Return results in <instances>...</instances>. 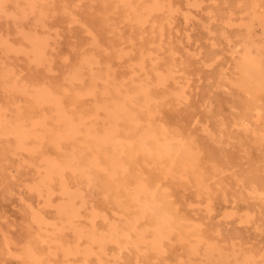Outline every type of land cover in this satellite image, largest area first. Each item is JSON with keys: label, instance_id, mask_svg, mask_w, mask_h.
<instances>
[{"label": "rangeland", "instance_id": "rangeland-1", "mask_svg": "<svg viewBox=\"0 0 264 264\" xmlns=\"http://www.w3.org/2000/svg\"><path fill=\"white\" fill-rule=\"evenodd\" d=\"M0 6L1 126L15 122L32 130L26 139L37 141L19 144L0 126V264H32L23 254L30 242L45 264H264V90L248 91L235 67L250 50L264 67V0H3ZM33 35L44 43L40 56L32 50ZM139 86L147 106L128 105L141 127L177 132L190 151L182 167L177 159L168 166L139 154L127 140L130 125L106 120L113 101ZM39 87L56 103L32 99ZM58 111L73 122L80 118L74 124L81 133L68 142L54 137L65 125ZM108 125L123 144L125 169L109 179L104 167L85 181L81 165L66 159L91 153L93 131L101 135ZM86 131L90 138L80 142ZM53 141H63L56 146L65 152L76 149V156L67 152L74 159ZM47 157L69 167L63 163L57 177L62 169H46ZM133 179L152 185L169 206L174 228L160 232L140 217L125 195ZM65 187L77 196L72 223L58 212L74 197ZM132 219L139 225L128 244L116 242L111 227L125 228ZM89 232L102 240L91 242Z\"/></svg>", "mask_w": 264, "mask_h": 264}, {"label": "bare ground", "instance_id": "bare-ground-1", "mask_svg": "<svg viewBox=\"0 0 264 264\" xmlns=\"http://www.w3.org/2000/svg\"><path fill=\"white\" fill-rule=\"evenodd\" d=\"M35 1V0H34ZM2 2H3V0H0V3L2 4ZM79 2V1H78ZM106 2V1H105ZM113 2H115V1H113ZM160 3V2H159ZM30 5V6H29ZM105 5V4H104ZM103 5V6H104ZM21 6V5H20ZM28 6L29 7H32L33 6V4H28ZM122 6V5H121ZM127 6V5H126ZM1 7V6H0ZM124 7V6H123ZM64 9V8H63ZM114 9H115V6H114ZM127 9L129 10V8L127 7ZM30 10V9H29ZM93 10V9H92ZM150 10H152V9H150ZM36 13V12H35ZM16 14V13H15ZM116 14V13H115ZM41 15V14H40ZM16 16V15H15ZM39 18V17H38ZM41 18V17H40ZM118 18V17H117ZM123 18V17H122ZM112 19V18H111ZM42 20V19H41ZM134 22H135V20H134ZM13 24V23H12ZM82 24V23H81ZM14 25V24H13ZM43 26V25H42ZM113 26V25H112ZM141 26V25H140ZM28 27V26H27ZM47 27V26H46ZM45 27V28H46ZM7 28V27H6ZM42 28V27H41ZM19 30H20V28H19ZM18 30V31H19ZM161 30V29H160ZM48 31V30H47ZM25 32V31H24ZM45 33V32H44ZM17 34V33H16ZM45 35V34H44ZM2 36V35H1ZM35 35H33V37L32 38H30V41H31V43H32V46H33V49L32 50H34L35 51V53L37 54V55H39L40 56V54H41V52L44 50V48H43V46H42V44H44V43H40V42H42V40H41V38H37V36H35ZM6 37V36H5ZM4 37V38H5ZM43 37V36H42ZM2 38V37H1ZM47 39V38H46ZM40 42H39V41ZM9 42V41H8ZM2 43V42H1ZM10 43V42H9ZM47 44V43H46ZM167 45V44H166ZM253 45V44H252ZM238 46V45H237ZM246 46V45H245ZM5 47V46H4ZM243 47H244V45H243ZM242 47V49L243 50H245L244 48ZM7 48H9V47H7ZM20 48V47H19ZM248 48H250V46L248 45ZM6 49V48H5ZM257 50V49H256ZM8 51V50H7ZM252 50H250L249 52H245L244 53V55H243V53H242V58L240 57V59H239V61L237 62V64L235 65V67L237 66V69H238V71H239V73H240V80H241V82L245 85V87L247 88V90L248 91H250V92H254V91H258L257 93H260V90L262 91V90H264V67H260V66H262V65H260L259 64V61L257 60V59H255V57H253V55L250 53ZM17 52V51H16ZM238 52V51H237ZM32 53V52H31ZM85 53V52H84ZM253 53V52H252ZM90 54V53H89ZM238 54V53H237ZM256 54H257V52H256ZM82 56V55H81ZM80 56V57H81ZM89 56V55H88ZM239 56V55H238ZM237 56V57H238ZM43 57V56H42ZM83 57H85V55H83ZM94 57V56H93ZM96 57V56H95ZM6 58V57H5ZM33 58V57H32ZM92 58V57H91ZM78 59V58H77ZM90 59V58H89ZM88 59V60H89ZM237 59V58H236ZM4 60V59H3ZM43 60V59H42ZM47 60V59H46ZM98 60V59H97ZM6 61V60H5ZM93 61V60H92ZM179 61V60H178ZM41 62V61H40ZM83 62V61H82ZM96 62V61H95ZM90 63H92V62H90ZM34 64H36V63H34ZM34 64H33V66H34ZM41 64V63H40ZM27 65V64H26ZM44 65V64H43ZM96 65V64H95ZM99 65H101V64H99ZM79 66V65H78ZM11 67V66H10ZM46 67V66H45ZM114 67V66H113ZM74 68V67H73ZM105 68V67H104ZM234 68V67H233ZM68 69V68H67ZM114 69V68H113ZM235 69V68H234ZM236 69V70H237ZM19 71V70H18ZM3 72V71H2ZM8 72V71H7ZM12 72V71H11ZM71 72V71H70ZM181 72V71H180ZM66 73V72H65ZM1 74V73H0ZM9 74V73H8ZM13 74V73H12ZM17 74H18V72H17ZM89 74H90V72H89ZM91 74H93V73H91ZM96 74V73H95ZM94 74V75H95ZM102 74V73H101ZM134 74V73H133ZM6 75V74H5ZM14 75V74H13ZM19 75V74H18ZM79 75H81V74H79ZM2 76V75H1ZM78 76V75H77ZM85 76V75H84ZM89 76V75H88ZM129 76L131 77V74H129ZM239 76V75H238ZM5 77H7V76H5ZM4 77V78H5ZM16 77V76H15ZM80 77V76H79ZM8 78V77H7ZM13 78V77H12ZM103 78V77H102ZM146 78V77H145ZM14 79V78H13ZM16 79H18V78H16ZM47 79V78H46ZM76 79V78H75ZM79 79V78H78ZM82 79V78H81ZM94 79V78H93ZM113 79V78H112ZM140 79V78H139ZM3 80V79H2ZM8 80H9V78H8ZM24 80V79H23ZM18 81V80H17ZM20 81V80H19ZM60 81V80H59ZM123 81V80H122ZM152 81V80H151ZM187 81V80H186ZM7 82V81H6ZM106 82V81H105ZM137 81H135V83H136ZM153 82V81H152ZM233 82V81H232ZM240 82V81H239ZM2 83V82H1ZM13 83V82H12ZM23 83V82H22ZM71 83H72V81H71ZM120 83H122V82H120ZM125 83V82H124ZM241 83V84H242ZM14 84V83H13ZM163 84V83H162ZM7 85V84H6ZM39 85H40V83H39ZM140 85V84H139ZM144 85H147V84H144ZM239 85H240V83H239ZM15 86V85H14ZM38 86V85H37ZM42 86V85H41ZM44 86V85H43ZM67 86V85H66ZM122 86H124V85H122ZM242 86V85H241ZM7 87V86H6ZM10 87V86H9ZM29 87V86H28ZM46 87V86H45ZM64 87V86H63ZM74 87V86H73ZM124 87H126V86H124ZM144 87V86H143ZM225 86H223V88H224ZM237 87H238V85H237ZM11 88V87H10ZM13 88V87H12ZM20 88V87H19ZM18 88V89H19ZM43 88V87H42ZM61 88V87H60ZM88 88V87H87ZM15 89H16V87H15ZM39 89H41L40 87H39ZM101 89V88H100ZM119 89V88H118ZM134 89V88H133ZM188 89H189V87H188ZM10 90V89H9ZM48 90V89H47ZM47 90H37V91H35V94H34V96H32V99H33V97L36 99L37 98V100H40V101H47V102H54V103H56V101H55V99H54V97L51 95V93L50 92H48ZM82 90V89H81ZM84 90H85V87H84ZM97 90H98V88H97ZM103 90V89H102ZM17 91V90H16ZM34 91V90H33ZM33 91H32V93H33ZM31 92V91H30ZM90 92V91H89ZM123 92V91H122ZM262 92H264V91H262ZM15 93V92H14ZM56 93V92H55ZM255 93V92H254ZM256 93V94H257ZM16 94H18V93H16ZM20 94V93H19ZM22 94V93H21ZM26 94V93H25ZM150 94V93H149ZM261 94V93H260ZM1 95V94H0ZM55 95V94H54ZM58 95H59V93H58ZM250 95V94H249ZM57 96V95H56ZM110 96V95H109ZM166 96V95H165ZM112 97V96H111ZM122 100H119V99H117V100H114L113 101V103H112V105L110 106V109L111 110H109V107L106 109L107 111L109 110V113H110V116H108V119H106V120H110L111 119V121H109V122H111L112 123V121L114 122L116 119H118V118H121V120L123 119V121L122 122H124V120H125V122L126 123H128L129 125H130V130L129 129H127L129 132H128V134H127V140L129 141V143H131V142H135V144H136V146H137V148L139 149V154H141V153H145V154H149L150 156H152V158H153V161H159V162H161L162 160H164L165 162L164 163H166L168 166H171L173 163H174V161L177 159V161H178V163H179V165L181 164V167H182V165H185L186 163H187V161L190 159V157H189V152L190 151H188V147H187V145L185 144V142H183L181 139H179V138H177V137H179V136H177V132H176V135L175 136H177V137H175L174 135H168L165 131H164V129H162V127H158V128H155V127H151V123L150 124H148V125H144V127L142 126H140L141 124H139V117L136 115V114H134V112H133V109H131V107L128 105V103H130L131 104V102H133L132 104H134V103H136L135 105H137L138 106V109L139 108H141V107H143V106H147V104H148V101H149V99H148V101H147V94H146V91L144 90V88H142V87H140L139 86V89L138 90H132V91H127V92H125V93H123L122 94ZM253 97V96H252ZM58 98V97H57ZM113 98V97H112ZM152 98V97H151ZM254 98V97H253ZM31 99V98H30ZM110 99V98H109ZM254 99H252L251 101H253ZM259 100V99H258ZM36 101V100H35ZM153 101V100H152ZM184 101V100H183ZM255 101V100H254ZM256 101H257V99H256ZM262 101V100H261ZM39 102V101H38ZM33 103V102H32ZM58 103V102H57ZM253 103V102H252ZM251 103V104H252ZM259 103V102H258ZM255 103H253V105H254ZM104 105V104H103ZM134 105V106H135ZM176 105V104H175ZM259 105V104H258ZM262 105V104H261ZM4 106V105H3ZM107 106H109V105H107ZM106 106V107H107ZM149 106V105H148ZM186 106V105H185ZM245 106V105H244ZM262 106H264V105H262ZM130 107V108H129ZM251 107H252V105H251ZM259 108H260V106H259ZM141 109H145V108H141ZM193 109V108H192ZM256 109V108H255ZM262 109H264V108H262ZM261 109V110H262ZM140 110V109H139ZM148 111V110H147ZM169 111V110H168ZM245 111V110H244ZM247 111H249V109L247 110ZM255 111V110H254ZM59 112V111H58ZM68 112H70V111H68ZM140 112V111H139ZM60 114H61V112H59ZM58 113V114H59ZM66 113V112H65ZM105 113V112H104ZM107 113V112H106ZM105 113V114H106ZM136 113V112H135ZM257 113V112H256ZM47 114H48V112H47ZM59 114V115H60ZM142 114V113H141ZM153 114V113H152ZM65 115H67V114H65ZM107 115H108V113H107ZM145 115V114H144ZM261 115V114H260ZM51 116V115H50ZM84 116V115H83ZM142 116H143V114H142ZM146 116H148V114L146 115ZM256 116V115H255ZM56 117H60V119L65 123V125H63V131L62 130H60V132H62V134L61 133H59V131H57L56 133V135H54V137L56 138V139H63L62 137H63V135H64V137H65V139L64 140H66V137H68L67 139H70L71 137V135L70 134H72V133H74L75 132V134H76V132H79V133H81V131H78V129L80 130V126H79V128L77 127L76 128V125L79 123L78 122V120L80 119H78V120H76V119H74V120H76L77 121V124H74V122L76 123V121H74L73 122V120L71 119V118H68L67 116H62V114L60 115V116H58V115H56ZM84 117H86V116H84ZM101 117H102V115H101ZM109 117H111V118H109ZM53 118V117H52ZM82 118V117H81ZM71 119V120H70ZM145 119H147V122H148V118H145ZM143 120V121H145L144 123L146 124V120ZM11 120V119H10ZM57 120H59V119H57ZM60 120V121H61ZM119 120V119H118ZM246 120V119H245ZM2 120L0 119V122H1ZM17 121V120H16ZM72 121V122H71ZM142 121V120H141ZM219 121V120H218ZM231 121V120H230ZM262 121H264V120H262ZM8 122V121H7ZM20 122V121H19ZM81 122V121H80ZM83 122V121H82ZM91 122V121H90ZM116 122V121H115ZM244 122V121H243ZM9 123V125H7V127L6 126H1L2 125V122H1V124H0V126H1V128L2 129H5V127L7 128V129H10L11 131H12V133H14L17 137H18V140H19V144H23V143H25L26 144V142H23V140H25L26 138L25 137H28V135H29V133L28 132H31L32 130H29V129H27V130H29V131H27V132H25L24 130H23V126L22 125H19V124H17V123H15V122H8ZM34 123V122H33ZM110 123V126H112L113 125V123L111 124ZM249 123V122H248ZM21 124V123H20ZM30 124V123H29ZM74 124V125H73ZM95 124V123H94ZM107 124H109L108 123V121H107ZM127 124V125H128ZM161 124V123H160ZM203 124V123H202ZM36 125V124H35ZM58 125V124H57ZM85 125V124H84ZM115 125V124H114ZM241 125H243V124H241ZM245 125V124H244ZM247 125V124H246ZM245 125V126H246ZM109 126V125H108ZM108 126H106V128L107 129H104V131H103V133L100 135V133H95V131H93V133H92V135H99V136H95V137H92V138H90V136L87 138V136L89 135V132H85L84 133V136H86V138L85 137H83L84 139L83 140H80V142H82V141H85L86 139L88 140L89 138H90V140H91V143H87V144H89V145H87L89 148H90V151H89V149H87L89 152H91V153H88L87 152V150H86V153H88V154H86V153H82V155L83 154H86V157H82L81 158V156H79L78 155V157L77 158H81V160H79L78 159V161H77V159H74V157H72V156H70V154L72 153V152H74V151H76V145L75 146H73V148L75 149L74 151H72V150H70L69 151V148L68 147H66V148H68V149H66V150H68V151H66L65 152V147L62 149V148H59L58 146H60V143L61 144H63V141H59L60 143H58L57 144V142H56V144L58 145V146H56V144H55V138H54V140L55 141H53L54 142V147H56L57 149L59 148V152L61 153L63 150V153L62 154H64V153H66V154H64L65 156H70V157H72V159H74V160H68V158L65 160L64 158H65V156L64 155H60V153H59V156H61V157H64L63 159L66 161V163H67V165H70L72 162H74L75 160H76V163L78 162L80 165H81V167H78V169L80 168L81 170H80V172L79 173H81V171L83 170V172H82V174H84L85 175V181H86V179L87 178H89L90 177V175H93L94 174V171L96 170V172L99 170V169H101V168H106V170L108 169V171H107V174L106 173H101L102 175H106L105 177L106 178H108L109 177V179H110V177L111 176H114L116 173H117V171L119 170V171H121V170H124L125 168V166H126V164H123V162H124V160H123V158H122V151H123V149L122 148H124L123 147V144H122V142H121V144H119V141H118V136H117V134H116V132H115V130H113V127H110L109 126V128H108ZM146 126V127H145ZM23 127V128H22ZM48 127V126H47ZM138 127H140V129L138 130L137 128ZM62 128V127H61ZM64 128H65V130H64ZM87 128V127H86ZM85 128V129H86ZM111 128V129H110ZM167 128H168V125H167ZM76 129H77V131H76ZM95 129V128H94ZM1 130V129H0ZM6 131V130H5ZM65 131V132H64ZM169 131H170V129H169ZM226 131V130H225ZM244 131V130H243ZM32 133V132H31ZM36 133V132H35ZM64 133V134H63ZM86 133H88V134H86ZM91 133V132H90ZM34 134V133H33ZM180 133H178V135H179ZM258 134V133H257ZM31 135V134H30ZM193 135V134H192ZM31 136H33V137H35L36 138V136H34V135H31ZM61 136V137H60ZM77 136V135H76ZM121 136V135H120ZM126 136V135H125ZM32 137V138H33ZM82 137V136H81ZM124 137V136H123ZM259 137V136H258ZM31 137L30 138H27V139H31L32 141H33V139H35V138H33L32 139ZM38 138H39V136H38ZM77 138V137H76ZM126 138V137H125ZM125 138H123V139H125ZM26 139V140H27ZM77 139H79V136H78V138ZM82 139V138H81ZM262 139V138H261ZM260 139V140H261ZM89 140V141H90ZM254 140V139H253ZM73 141V140H72ZM34 143H36L35 141H33ZM66 142H68L67 140H66ZM77 142V141H76ZM75 142V143H76ZM87 142V141H86ZM126 142V141H125ZM187 142V141H186ZM189 142V141H188ZM252 142V141H251ZM78 143V142H77ZM242 143V142H241ZM48 144V143H47ZM81 144V143H80ZM64 145V144H63ZM83 145L85 146L86 144L85 143H83ZM224 145V144H223ZM72 146V145H71ZM87 146H86V148H87ZM127 146H128V144H127ZM33 147V146H32ZM63 147V146H62ZM131 147H133V145L131 146ZM22 148V147H21ZM55 148V149H56ZM78 148H79V145H78ZM78 148H77V150H78ZM62 149V150H61ZM80 149V148H79ZM85 151V148H82V150L80 149L79 151ZM35 151V150H34ZM72 151V152H71ZM127 151V150H126ZM129 151H131V150H129ZM128 151V152H129ZM133 151H135L134 149H133ZM132 151V153H134ZM67 152H71L69 155H67ZM78 152V151H77ZM122 152V153H121ZM128 152H127V154H128ZM138 152V151H137ZM141 152V153H140ZM130 153V152H129ZM77 154V153H76ZM76 154H75V152H74V154L73 155H75L76 156ZM78 154H79V152H78ZM43 156V155H42ZM45 156V155H44ZM83 156H85V155H83ZM33 157V156H32ZM51 157V156H50ZM49 157V158H50ZM61 157H59V158H55V159H60V160H63V159H61ZM69 157V159H71ZM131 157V156H130ZM192 157V156H191ZM42 158H44V157H42ZM41 158V159H42ZM53 158V157H52ZM126 158H127V156H126ZM152 158H150L151 160H152ZM149 159V158H148ZM192 159V158H191ZM40 160V159H39ZM65 161H60V162H62V165H64L65 164ZM194 161V160H193ZM192 161V162H193ZM145 162V161H144ZM40 163H42L41 161H40ZM64 163V164H63ZM77 163V164H78ZM44 164V163H43ZM147 164H149V162L147 163ZM58 165H60V163L58 162V163H56L55 161H53V160H49L48 159V157H47V160H46V169H47V167L51 170V169H55V170H53V172L54 171H56V169H58L59 167H61V166H58ZM66 165V164H65ZM66 165V167H69V166H67ZM82 167H83V169H82ZM61 169H62V167H61ZM69 169L70 168H67V171H69ZM72 170H71V172L70 173H72L73 171H76V168L75 169H73V167L71 168ZM168 169V168H167ZM180 169H182V168H180ZM202 169V168H201ZM183 170V169H182ZM45 171V170H44ZM58 171V170H57ZM60 171V170H59ZM59 171H58V174H59ZM62 171H64L63 169L60 171V174L58 175L57 174V177H59L60 175H62L61 174V172ZM101 171H104L103 169H101ZM195 171V170H194ZM48 172V171H47ZM137 172V171H136ZM55 173V172H54ZM53 173V174H54ZM76 173V172H75ZM74 173V174H75ZM131 173V172H130ZM183 173V172H182ZM194 173V172H193ZM41 174V173H40ZM48 174V173H47ZM52 174V175H53ZM73 173H72V175H74ZM81 174V175H82ZM126 174V173H125ZM132 174V173H131ZM146 174V173H145ZM55 175V174H54ZM80 175V174H79ZM80 175V176H81ZM163 175V174H162ZM218 175V174H217ZM65 176V175H64ZM77 176H78V172H77ZM83 176V175H82ZM137 176V175H136ZM52 177V176H51ZM72 177V176H71ZM95 177H96V175H95ZM94 177V178H95ZM132 177V176H131ZM139 177H140V175H139ZM138 177V178H139ZM192 177V176H191ZM46 178H48V177H46ZM61 178V177H60ZM65 178H67V177H65ZM93 178V179H94ZM98 177H96V179H97ZM210 178V177H209ZM225 178V177H224ZM62 179V178H61ZM60 179V181H62ZM73 179H74V177H73ZM81 179H83V177L81 178ZM91 180V181H94V180ZM188 179V178H187ZM59 180V179H58ZM77 180H78V185L81 183L82 184V181H80V183H79V178L77 177ZM89 180V179H88ZM104 179H101L100 181L101 182H103V183H106V182H104L103 181ZM134 180V179H133ZM44 181V180H43ZM64 181H65V179H64ZM90 181V182H91ZM99 181V182H100ZM134 181H136V180H134ZM88 182V181H87ZM119 182V181H118ZM117 182V183H118ZM148 182H150V181H148ZM157 182V181H156ZM189 182V181H188ZM50 183V182H49ZM59 183V182H58ZM66 183V182H65ZM74 183V182H73ZM84 183V182H83ZM120 183V182H119ZM134 183V182H133ZM151 183V182H150ZM149 183V184H150ZM154 183H155V181H154ZM158 183V182H157ZM202 183V182H201ZM61 184H63V183H61L60 182V185H58L59 187H61V186H63L64 187V185H61ZM67 185H65L66 187L68 186V183H66ZM87 184V183H86ZM151 184H153V182L151 183ZM156 184V183H155ZM75 185V184H74ZM91 186V184L89 183L88 184V187H90ZM101 185V184H100ZM102 185H105L106 186V184H102ZM101 185V186H102ZM107 185H109V184H107ZM114 185V184H113ZM118 185V184H117ZM122 185V184H121ZM120 185V186H121ZM73 186V185H72ZM80 186V185H79ZM119 186V188L117 189V190H119L121 187ZM151 186L152 185H148V183H146V181L144 180H142V179H140V180H138L137 179V181H136V183H135V185L133 186L132 185V187L130 186V188L128 189L129 191H127V192H125V195H127L128 196V198H127V200L130 202L131 201V203H133L132 205H134L136 208H135V210L139 213V215H141L140 217H142V216H144V217H146L148 220H149V222L151 223V225L154 227V228H156L157 230H159L160 232H161V230H164V231H168V230H170V229H172V228H174V225H175V221L176 220H174V217H173V214H172V212L170 211V208H169V206H167L166 204H165V202L160 198V196H159V194L156 192V190L154 191V190H152V188H151ZM155 186L156 185H154V188H155ZM157 186H159V185H157ZM65 187V188H66ZM86 189H87V187L86 186H84ZM122 187H124V186H122ZM80 188V187H79ZM117 188V187H116ZM132 188V189H131ZM61 189H63V188H61ZM67 189H69V190H71L70 189V187L69 188H66V191H67ZM77 189V188H76ZM82 189V188H81ZM158 189H159V187H158ZM73 190V189H72ZM71 190V191H72ZM160 190H161V188H160ZM64 191V190H63ZM71 191H69L70 193V195L71 194H74V197L73 196H69L70 198L68 199V201H66V203L64 202V204H61L59 207H58V212L61 214V215H63L64 217H65V220H66V222H68V223H72L73 222V218L74 217H76L77 215H78V210H77V206L75 207V202H74V200H76V195H75V193L72 191V193H71ZM78 191V190H77ZM103 191V190H102ZM114 191V190H113ZM68 192V191H67ZM159 192H161V191H159ZM79 193V192H78ZM119 193V192H118ZM260 193V192H259ZM258 193V194H259ZM262 193V192H261ZM65 194V193H64ZM63 194V195H64ZM81 194V193H80ZM116 194V193H115ZM252 194V193H251ZM79 195V194H78ZM100 196V195H99ZM121 196H123V195H121ZM66 197V196H65ZM78 197H80V196H78ZM64 198V197H63ZM75 198V199H74ZM81 198L82 197H80V201H82L81 200ZM74 199V200H73ZM110 199V198H109ZM78 200H79V198H78ZM120 201H122V200H120ZM170 201V200H169ZM189 202V201H188ZM79 203V202H78ZM125 203H127V201L125 202ZM110 204V203H109ZM128 204H130V203H128ZM174 211V210H173ZM136 212V213H137ZM99 214V213H98ZM95 215H97V213L95 214ZM101 215V214H100ZM103 217V216H102ZM120 217V216H119ZM139 217V218H140ZM145 218V219H146ZM144 219V220H145ZM109 220V219H108ZM133 220V219H132ZM134 221V220H133ZM114 222V221H113ZM179 222V221H178ZM112 224V223H111ZM110 224V225H111ZM126 224V226H125V228H121V227H119V226H112L111 227V229H110V233L116 238V242H118V243H120V242H122V241H124V242H126L127 243V241H128V237H130V235H132L131 233H130V231L131 230H133L134 228H136V226L137 225H139V224H137L136 225V221H134V222H129L128 224L127 223H125ZM184 224V223H183ZM122 225V224H121ZM184 225H186V224H184ZM62 226V225H61ZM53 227V226H52ZM179 227V226H178ZM150 229V228H149ZM109 230V229H108ZM41 231V230H40ZM55 232V231H54ZM134 232V231H133ZM188 232H189V230H188ZM41 233V232H40ZM166 233V232H165ZM177 233V232H176ZM110 234V235H111ZM152 234V233H151ZM84 235H86V234H84ZM96 235V234H95ZM56 236V235H55ZM109 236V235H108ZM138 236V235H137ZM160 236V235H159ZM87 237H88V239L91 241V242H94V241H101L102 239L101 238H95V236H94V234L93 233H87ZM97 237V236H96ZM110 238V237H109ZM142 238H144V234L142 235V234H140V239H142ZM139 239V240H140ZM33 240V239H32ZM37 240H39L38 238H37ZM151 240H152V238H151ZM36 241V240H35ZM40 241V240H39ZM40 244V243H39ZM128 244V243H127ZM132 245V244H131ZM160 245V244H159ZM41 246V245H40ZM39 246V247H40ZM69 249V248H68ZM125 249V248H124ZM41 251V250H40ZM19 252V251H18ZM23 254H24V257H26L32 264H45L44 262V258H43V254H42V252H39V250H37L36 248H35V246L33 245V244H31V242L30 243H28L25 247H24V250H23ZM88 254V253H87ZM119 254V253H118ZM203 256V255H202ZM201 256V257H202ZM118 257V256H117ZM221 258V257H220ZM222 259V258H221ZM212 262V261H211ZM238 264V263H237ZM251 264V263H250Z\"/></svg>", "mask_w": 264, "mask_h": 264}]
</instances>
